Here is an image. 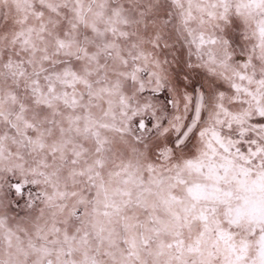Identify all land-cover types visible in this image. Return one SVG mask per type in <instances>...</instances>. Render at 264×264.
<instances>
[{
    "label": "snow or ice",
    "instance_id": "snow-or-ice-1",
    "mask_svg": "<svg viewBox=\"0 0 264 264\" xmlns=\"http://www.w3.org/2000/svg\"><path fill=\"white\" fill-rule=\"evenodd\" d=\"M0 264H264V0H0Z\"/></svg>",
    "mask_w": 264,
    "mask_h": 264
}]
</instances>
